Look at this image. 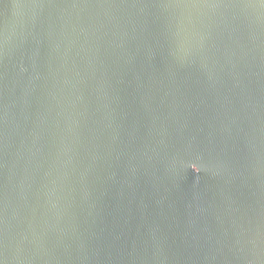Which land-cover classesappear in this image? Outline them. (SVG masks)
I'll use <instances>...</instances> for the list:
<instances>
[{"label":"water","instance_id":"1","mask_svg":"<svg viewBox=\"0 0 264 264\" xmlns=\"http://www.w3.org/2000/svg\"><path fill=\"white\" fill-rule=\"evenodd\" d=\"M0 264H264V0H0Z\"/></svg>","mask_w":264,"mask_h":264}]
</instances>
